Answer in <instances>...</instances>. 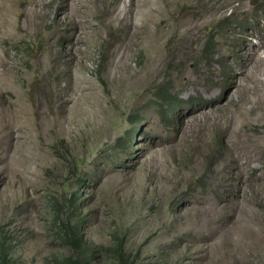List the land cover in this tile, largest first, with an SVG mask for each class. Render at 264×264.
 I'll list each match as a JSON object with an SVG mask.
<instances>
[{"label": "rangeland", "instance_id": "374dc122", "mask_svg": "<svg viewBox=\"0 0 264 264\" xmlns=\"http://www.w3.org/2000/svg\"><path fill=\"white\" fill-rule=\"evenodd\" d=\"M108 1L80 30L56 20L64 0L0 15V250L12 264H67L82 246L93 264H264V72L250 99L234 83L264 0H220L190 30L180 14L211 0H181L133 36L106 10L134 1Z\"/></svg>", "mask_w": 264, "mask_h": 264}, {"label": "bare ground", "instance_id": "6f19581e", "mask_svg": "<svg viewBox=\"0 0 264 264\" xmlns=\"http://www.w3.org/2000/svg\"><path fill=\"white\" fill-rule=\"evenodd\" d=\"M64 1L65 2L60 6L61 7L60 10L56 12V20L59 21L63 19L69 23H72V25L75 28L80 30L81 27L80 18L84 17L87 13H89L91 7L90 4L91 0H64ZM93 1L94 4L100 5L105 0H93ZM109 1L111 2V0ZM133 1H134L132 2L133 4L132 3L130 4V6L131 5L133 6V8H130L127 11H124L125 9L122 10L119 7H115V5L114 6L112 5L111 7L108 8L106 7L107 17L111 20L119 21L121 23L120 25L123 28H125V31L128 32L130 36L137 35L141 30L144 31L147 30L149 23L155 20L159 8L165 6L166 7L168 6V8H170L176 2L181 0H133ZM158 1H161L163 6H161L158 3ZM52 2L53 0H28V1L0 0V15L1 14L3 15L5 12H7L6 10H10L11 8H13L17 3L22 6L21 11L19 12L20 14L24 13L25 6L31 5L30 8H28V11L26 10L27 11L26 13L37 16L39 13L38 7L40 5L50 6ZM204 3H201L202 6L198 10H193L192 13L188 11L181 13L180 14L181 16L177 19V25H179V27L181 25H184L189 30L199 25H202V21H204L209 14L214 13L215 11L221 9L223 7V3L225 2L220 3V0H211L210 2L205 1ZM135 17H137L139 21L135 22L134 21ZM260 48H264V31L262 32L259 39L255 41V43H250V50L248 56L241 60L240 67L237 73L235 74L236 76L234 78V83L236 87L240 88L239 86L243 85V91L247 92L245 93L246 94L245 99H250V93L252 91L255 93L260 88L259 85L260 78H258L256 75L257 70L258 71L262 70L264 72V58H261L260 57L261 55L260 56L256 55L258 54L257 52H259L258 49L261 50ZM249 82H251L252 85L251 84L247 85Z\"/></svg>", "mask_w": 264, "mask_h": 264}, {"label": "trees", "instance_id": "16d2710c", "mask_svg": "<svg viewBox=\"0 0 264 264\" xmlns=\"http://www.w3.org/2000/svg\"><path fill=\"white\" fill-rule=\"evenodd\" d=\"M181 104V100H176L175 104L171 105L172 111H175L177 106ZM137 132V129L134 128L132 132ZM68 227V226H67ZM76 231V232H75ZM78 228L76 226H71L67 228V237L66 241L68 243H71L72 245H77V243H80L82 246V238L81 235H77ZM95 258L94 253H89L86 250L80 248L77 256H70L67 258V264H93L91 263L92 260ZM0 264H12L10 260H8L6 256V252H3L0 250Z\"/></svg>", "mask_w": 264, "mask_h": 264}]
</instances>
